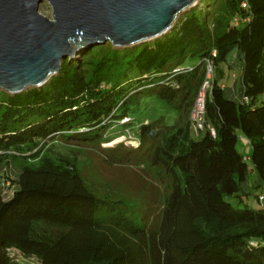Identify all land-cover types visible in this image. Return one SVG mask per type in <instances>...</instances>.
Masks as SVG:
<instances>
[{"label":"trees","instance_id":"trees-1","mask_svg":"<svg viewBox=\"0 0 264 264\" xmlns=\"http://www.w3.org/2000/svg\"><path fill=\"white\" fill-rule=\"evenodd\" d=\"M202 6L151 41L111 51L105 41L63 59L38 87L0 91V178H9L10 160L21 164L9 178L17 189L7 199L0 190V264H18L10 249L38 264H264V208L228 199L242 201L247 193L238 135L248 141L251 169L264 183V0ZM187 59L198 62L182 65ZM206 61L212 70L220 62L240 70L239 86L211 78L204 121L214 136L205 126L193 135L188 124ZM141 94L175 122L133 124L129 112ZM122 116L129 121L118 124ZM160 123L158 139L151 138ZM113 124L131 130L138 147L156 140L149 158L168 185L149 223L96 197L75 171V158L48 147L58 137L106 142Z\"/></svg>","mask_w":264,"mask_h":264},{"label":"water","instance_id":"water-1","mask_svg":"<svg viewBox=\"0 0 264 264\" xmlns=\"http://www.w3.org/2000/svg\"><path fill=\"white\" fill-rule=\"evenodd\" d=\"M41 2L50 8L48 17L38 11ZM195 2L0 0V89L16 94L42 85L79 48L105 41L123 47L154 39Z\"/></svg>","mask_w":264,"mask_h":264},{"label":"rangeland","instance_id":"rangeland-1","mask_svg":"<svg viewBox=\"0 0 264 264\" xmlns=\"http://www.w3.org/2000/svg\"><path fill=\"white\" fill-rule=\"evenodd\" d=\"M202 1L196 0L194 5L186 8L183 12L191 8L203 7ZM38 11L48 17L50 8L45 2H41L38 6ZM183 12L179 13L177 17L183 14ZM151 40L153 39L145 41ZM140 43L123 47L110 46L111 49L107 51L124 49ZM91 47L79 48L69 59L74 60L78 58V54H84ZM232 57L233 55L231 54L229 58ZM197 62V59H187L182 65H194ZM239 76L240 70L236 66L229 68L222 62L218 63L212 70V77L219 84L229 88L232 86L234 78H236V86H239ZM29 88L26 87V89ZM0 91L4 90L0 89ZM137 102L138 104L134 105L135 109L129 112L130 117L133 119V124L152 122L160 117L165 124L175 122L174 120H170V113L164 107L160 106L159 103L148 102L145 95H139ZM258 103L259 98L256 99V104ZM114 128V132L119 133L124 129V126L123 128L120 126H115ZM161 129H163L161 123L157 124L152 129L154 135L151 138L157 140V132ZM156 140H147L141 147H138V143L129 142L127 139L125 141L116 139L106 144L96 141H64L58 137L57 141L50 143L48 147L51 146L53 151H59L55 154L56 156H60L59 154H70L75 158L73 164L75 171L81 176L89 191L96 197L115 202L118 210L131 219L136 221L142 219L146 223H149L150 220L156 217V213L163 203L168 185V180L163 170L158 166H154L149 158V146L151 143H155ZM62 145H67L71 151L62 152ZM235 146L238 153L246 162L247 175L245 182L242 184V189L247 191V193L242 196V201L237 202L238 198L236 196L229 197L228 199L236 207L242 208L244 205H247L254 209L264 208V183L258 181L248 159L251 147L248 141L241 135H238ZM8 165L5 172L11 179L15 177L21 164L15 158L10 160ZM16 189L17 185L9 182L6 188L1 189L2 199L9 198L11 193ZM259 195L262 197L261 201L259 200ZM49 229H53V226H50ZM9 254L18 264H38L36 257L23 255L16 249H10Z\"/></svg>","mask_w":264,"mask_h":264},{"label":"built area","instance_id":"built-area-1","mask_svg":"<svg viewBox=\"0 0 264 264\" xmlns=\"http://www.w3.org/2000/svg\"><path fill=\"white\" fill-rule=\"evenodd\" d=\"M211 78H212V68H211V64L209 61L205 62V74H204V78L197 90L196 96L192 102V104L190 105L189 108V112H188V124H189V130L193 135H197L200 131L203 130L204 126L207 127L210 135L214 136V131L212 129V127L208 126L205 124L204 121V97L205 94L208 92V90L210 89V85H211ZM243 99L245 100V97H243ZM105 121L102 120V122ZM129 121V118L127 116H122L121 119L119 120V122H117L118 124L121 123H126ZM116 124H113L111 126V128H114ZM108 134H115L111 139H109L108 141L104 142L106 144L112 142L113 140H121V141H125L127 139V141L131 142L133 141L134 143H138V139L136 136H134V134L131 132V130H128L127 128H124L123 130H121V132H117L115 133L110 132ZM10 179L8 177H1L0 178V190L3 189L4 187L6 188L9 185ZM2 193V191H1ZM259 200H262L261 195H259Z\"/></svg>","mask_w":264,"mask_h":264},{"label":"crops","instance_id":"crops-1","mask_svg":"<svg viewBox=\"0 0 264 264\" xmlns=\"http://www.w3.org/2000/svg\"><path fill=\"white\" fill-rule=\"evenodd\" d=\"M233 84H236V78H234V80H233V82H232V86H233ZM220 86H223V85L220 84ZM224 87H226V86H224ZM230 88H231V87H230Z\"/></svg>","mask_w":264,"mask_h":264}]
</instances>
